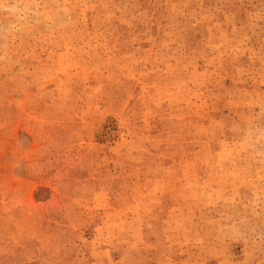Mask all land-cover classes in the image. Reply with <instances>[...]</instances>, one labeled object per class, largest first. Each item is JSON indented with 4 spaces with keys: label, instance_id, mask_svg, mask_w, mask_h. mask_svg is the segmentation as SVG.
Returning <instances> with one entry per match:
<instances>
[{
    "label": "rangeland",
    "instance_id": "374dc122",
    "mask_svg": "<svg viewBox=\"0 0 264 264\" xmlns=\"http://www.w3.org/2000/svg\"><path fill=\"white\" fill-rule=\"evenodd\" d=\"M0 264H264V0H0Z\"/></svg>",
    "mask_w": 264,
    "mask_h": 264
}]
</instances>
